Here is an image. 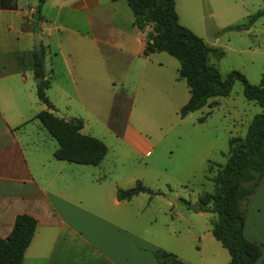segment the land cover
<instances>
[{
  "label": "crops",
  "instance_id": "1",
  "mask_svg": "<svg viewBox=\"0 0 264 264\" xmlns=\"http://www.w3.org/2000/svg\"><path fill=\"white\" fill-rule=\"evenodd\" d=\"M124 4V0H46L39 12L33 8L22 12L26 3L17 0L16 10H0V45L10 39L7 24L13 18H20L21 25L33 23L42 32L49 25L57 33L55 41L49 31L45 36L39 33L45 79L49 81L47 90L52 83L57 84L61 94L59 108L54 100L47 98L53 111H63V119L71 116L81 120L80 133L85 136L93 137L89 134L94 129L89 117L98 115L96 101L100 90L109 101V116L115 99L111 93L116 83L134 79L139 84L146 74L150 80L169 85L175 93L180 88L178 69L168 70L161 57L153 61L159 53L143 54L150 41V28L139 31L133 24L129 7ZM49 7L55 8L54 19L48 14ZM62 12L84 13L86 29L60 24L58 19ZM34 27L25 33L34 34ZM17 33L19 36L22 31ZM32 46L31 42L27 43L26 51L17 56L16 67L0 71V238L9 235L17 215H28L36 220L22 264H157L153 255L156 249L170 252L186 264H228V252L212 237L210 230L203 232L200 240L214 241L217 248L213 245L211 250H196L189 246L190 238L185 236L193 234L190 222H186L183 243L180 232L169 229V224L164 223L169 235L157 229L152 237L128 228L131 215L125 206L146 193L130 200L117 199V190L125 189L118 185L119 179L104 163L108 149L97 166L73 164L53 157L58 144L36 119L39 112L53 111L40 103L42 107L37 114H29L30 107L21 103L24 97L31 98L33 94L29 77L24 75V69H31ZM46 53L49 55L48 72ZM21 58L25 59L27 67L24 68ZM35 119L39 124L33 123ZM109 121L106 120L107 128ZM108 129L146 155L153 149L130 125L121 136L111 127ZM149 199L146 200L149 202ZM243 233L248 241L262 246L261 258L255 264H264V178L253 195Z\"/></svg>",
  "mask_w": 264,
  "mask_h": 264
},
{
  "label": "rangeland",
  "instance_id": "2",
  "mask_svg": "<svg viewBox=\"0 0 264 264\" xmlns=\"http://www.w3.org/2000/svg\"><path fill=\"white\" fill-rule=\"evenodd\" d=\"M24 2L26 5L22 6V12L29 8L37 10L39 6L38 0ZM125 8L129 11L127 6ZM41 9L42 6L39 10ZM262 10L264 0H175L179 24L188 28L207 45L224 53L221 58L210 53L209 64L218 69L223 79L229 72L237 71L252 85H259L264 74V16L257 18L242 30L227 28L246 23L248 17ZM47 11L54 19L55 8L49 7ZM28 17L31 19L30 15ZM58 20L69 28L86 29L84 13L62 12ZM10 21L11 23L7 24L8 30L11 31L8 35L10 39L0 45V71L16 67L17 56L26 51L27 43L31 42L32 53L36 52L35 34L41 33L45 36V32L49 31L53 36L52 41L57 37V33L52 31L49 25L46 31L42 32L30 22L21 25L20 18ZM32 26H35V33H25L28 28L32 30ZM18 30L22 31L19 36ZM63 36L62 32V45L65 47L66 40ZM208 40L213 43H207ZM48 57L46 53V72ZM158 57H161L171 72L179 68L177 60L167 54L159 53L152 58L153 61H157ZM21 60L25 63L24 58ZM24 70V75L29 77L32 84L33 94L31 98L24 97V102L21 103L30 107L29 114H37L38 109L42 107L36 95L38 82L32 77L31 69ZM141 80L139 84L137 80L131 79L113 86L111 94L115 99L109 116V101L105 100L100 90L96 101L98 115L89 117L95 130H91L89 134L107 147L108 153L104 163L111 174L119 179V186L126 189L140 181L149 189L160 192L151 199L149 194H145L125 206L126 212L131 215L127 223L128 228L152 237L157 229H162L169 235L164 223L169 224V229L180 232L183 243L186 240H182L185 236V226L190 222L193 224V234L185 236L190 238L189 246L196 250H211L212 246L216 247L217 244L214 241L206 243L200 240V236L210 230L211 222L216 220L217 216L206 213L200 215L189 209L183 200L195 207L200 194L214 191L212 178L226 162L229 139L244 138L249 123L261 112V108L244 98L242 85L235 80L227 97L210 99L209 106L180 118L179 110L189 98V89L184 80H179L180 88L177 93L167 84L150 80L146 74ZM45 93L55 101L56 108H59L61 94L57 84L52 83ZM53 113L63 117V111L55 109ZM203 117L204 121L199 122ZM106 120H110L108 128L111 127L120 133V136L126 131L127 125H130L153 146V149L146 155L144 151L132 148L123 142L121 137L109 131L105 125ZM33 123L39 124L36 119ZM51 141L56 144L54 140ZM146 199H149V202ZM252 200L253 196L247 201V213L248 210L251 211ZM192 239L194 240L191 241Z\"/></svg>",
  "mask_w": 264,
  "mask_h": 264
},
{
  "label": "trees",
  "instance_id": "3",
  "mask_svg": "<svg viewBox=\"0 0 264 264\" xmlns=\"http://www.w3.org/2000/svg\"><path fill=\"white\" fill-rule=\"evenodd\" d=\"M129 7L134 26L139 31L150 28L149 40L143 54L165 53L179 63L178 77L184 80L189 89V99L179 110L180 118L191 112L209 106V100L227 97L235 80L242 85L244 98L261 108L249 123L244 138H231L228 141V157L212 178L214 191L198 196L197 204L187 207L197 213L216 215L211 222L210 233L229 254L228 264H255L262 255V246L248 241L244 237V224L247 217V201L254 195L264 178V74L259 85L250 84L237 71H231L223 79L216 67L209 64L210 53L221 58L224 53L207 45L188 28L178 22L175 12V0H124ZM40 7L46 0H38ZM17 0H0V10L14 11ZM264 16V10L248 17L247 22L228 27L227 30H242L257 18ZM31 69L34 78H41L36 87L39 103L53 106L46 96L49 81L45 79L44 51L32 53ZM41 125L57 142L58 149L53 157L78 165L97 166L107 153L105 144L94 137L80 133L83 123L79 119L66 122L51 111H42L36 115ZM205 117L199 122H203ZM210 173V167H208ZM207 170V171H208ZM150 196L153 192L140 181L129 189L117 190L119 201L130 200L138 194ZM36 227V220L28 215L15 217L11 232L6 238H0V264H22L23 255L29 246ZM157 264H186L176 255L156 249L153 252Z\"/></svg>",
  "mask_w": 264,
  "mask_h": 264
},
{
  "label": "water",
  "instance_id": "4",
  "mask_svg": "<svg viewBox=\"0 0 264 264\" xmlns=\"http://www.w3.org/2000/svg\"><path fill=\"white\" fill-rule=\"evenodd\" d=\"M209 42L207 43H213V42H210V40H208ZM34 45L36 47V52L39 53L41 48H40V41H39V34H35V38H34ZM42 79L41 78H38L37 79V82H38V85H40ZM73 119L71 117H67L65 119L66 122H71ZM172 202H174V199L172 200Z\"/></svg>",
  "mask_w": 264,
  "mask_h": 264
}]
</instances>
